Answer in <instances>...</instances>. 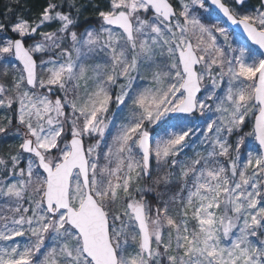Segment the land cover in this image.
<instances>
[{"label":"snow or ice","instance_id":"snow-or-ice-1","mask_svg":"<svg viewBox=\"0 0 264 264\" xmlns=\"http://www.w3.org/2000/svg\"><path fill=\"white\" fill-rule=\"evenodd\" d=\"M0 264H264V0L8 6Z\"/></svg>","mask_w":264,"mask_h":264},{"label":"trees","instance_id":"trees-1","mask_svg":"<svg viewBox=\"0 0 264 264\" xmlns=\"http://www.w3.org/2000/svg\"><path fill=\"white\" fill-rule=\"evenodd\" d=\"M45 0H19V5H21L22 10H26L25 12L32 13L37 8H41L44 4ZM93 2H98V0H93ZM16 3V0H0V15L3 11H7V7L11 6L13 9V5ZM30 10V11H29ZM16 10L13 9V14H15ZM89 23H92L94 19H86Z\"/></svg>","mask_w":264,"mask_h":264},{"label":"rangeland","instance_id":"rangeland-1","mask_svg":"<svg viewBox=\"0 0 264 264\" xmlns=\"http://www.w3.org/2000/svg\"><path fill=\"white\" fill-rule=\"evenodd\" d=\"M81 2L87 3V0H81ZM13 9L18 11L15 14H19L21 11H24V10L21 9V5H19L18 3H15L13 5ZM39 11H40V8H37L34 11H32V13H29V15H34V14L38 13ZM5 12H6V10L3 11L1 15H3ZM86 19H92V20L94 19L95 20V16H94V14L91 11V6L90 5L88 7H86V9L84 10V12H83V14L81 16V21H84ZM9 143H11V141H9Z\"/></svg>","mask_w":264,"mask_h":264}]
</instances>
